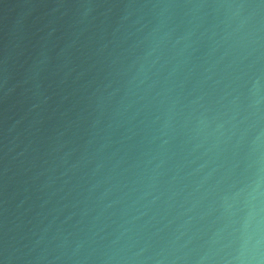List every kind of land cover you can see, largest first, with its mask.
Listing matches in <instances>:
<instances>
[{
	"label": "water",
	"instance_id": "water-1",
	"mask_svg": "<svg viewBox=\"0 0 264 264\" xmlns=\"http://www.w3.org/2000/svg\"><path fill=\"white\" fill-rule=\"evenodd\" d=\"M0 264H264V0H0Z\"/></svg>",
	"mask_w": 264,
	"mask_h": 264
}]
</instances>
